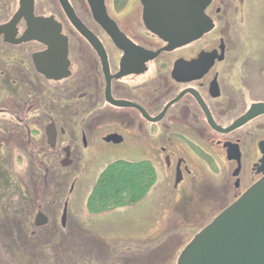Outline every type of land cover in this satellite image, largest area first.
Returning a JSON list of instances; mask_svg holds the SVG:
<instances>
[{"label":"flooded vegetation","instance_id":"obj_1","mask_svg":"<svg viewBox=\"0 0 264 264\" xmlns=\"http://www.w3.org/2000/svg\"><path fill=\"white\" fill-rule=\"evenodd\" d=\"M63 4L32 0L41 40L24 16L0 34V236L67 229L75 179L103 160L148 163L199 231L264 177V0ZM19 6L0 0V27Z\"/></svg>","mask_w":264,"mask_h":264},{"label":"rangeland","instance_id":"obj_2","mask_svg":"<svg viewBox=\"0 0 264 264\" xmlns=\"http://www.w3.org/2000/svg\"><path fill=\"white\" fill-rule=\"evenodd\" d=\"M53 5L57 12L55 3ZM111 162L99 161L93 174L84 171L75 179L67 229L56 226L52 228L53 234L25 242L20 240L25 225H19L16 243L9 241L12 245L4 242L1 235L0 264H149L151 259L147 257L156 250L159 256L152 259V264H176L185 244L202 226L195 220L179 219L177 209L171 214L170 209L162 208L156 181L144 198L134 205L98 214L88 212L87 197L99 173ZM16 165L19 184L24 186L28 184L26 164L19 159ZM4 227V231L7 229L5 233L11 232L10 223ZM163 253L169 254L168 260L162 259Z\"/></svg>","mask_w":264,"mask_h":264},{"label":"water","instance_id":"obj_3","mask_svg":"<svg viewBox=\"0 0 264 264\" xmlns=\"http://www.w3.org/2000/svg\"><path fill=\"white\" fill-rule=\"evenodd\" d=\"M58 1L64 6L63 0ZM196 2L201 5L196 8L195 17H200L206 0H202L204 4L201 0ZM32 11V0H20L17 14L0 27V34L24 16L30 37L41 40L33 34L36 20H29ZM49 48V55H55V49ZM261 113L264 105L254 108L253 114ZM176 264H264V177L198 232L180 252Z\"/></svg>","mask_w":264,"mask_h":264},{"label":"trees","instance_id":"obj_4","mask_svg":"<svg viewBox=\"0 0 264 264\" xmlns=\"http://www.w3.org/2000/svg\"><path fill=\"white\" fill-rule=\"evenodd\" d=\"M155 181V172L148 163L111 162L97 176L87 197V210L91 214H98L114 208L134 205L144 198ZM6 230L2 231V236L6 239L3 241L11 244V233L10 231L5 233ZM25 234L26 232L20 235V240L27 241ZM27 246L26 244L25 247ZM158 250L162 249L158 248ZM158 256L159 252L153 251L147 257L151 259L149 264H152V259L156 260ZM169 257L168 253H163L162 259L166 261Z\"/></svg>","mask_w":264,"mask_h":264}]
</instances>
